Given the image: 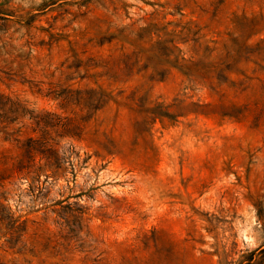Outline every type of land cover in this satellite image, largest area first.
I'll list each match as a JSON object with an SVG mask.
<instances>
[{
  "label": "rangeland",
  "instance_id": "rangeland-1",
  "mask_svg": "<svg viewBox=\"0 0 264 264\" xmlns=\"http://www.w3.org/2000/svg\"><path fill=\"white\" fill-rule=\"evenodd\" d=\"M247 262L264 0H0V263Z\"/></svg>",
  "mask_w": 264,
  "mask_h": 264
},
{
  "label": "trees",
  "instance_id": "trees-1",
  "mask_svg": "<svg viewBox=\"0 0 264 264\" xmlns=\"http://www.w3.org/2000/svg\"><path fill=\"white\" fill-rule=\"evenodd\" d=\"M260 252H262V251H260ZM247 257V256H246ZM246 260H250V258H249V256H248V258H245ZM1 264V263H0ZM246 264H250V263H246ZM255 264V263H254Z\"/></svg>",
  "mask_w": 264,
  "mask_h": 264
}]
</instances>
